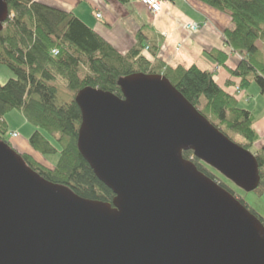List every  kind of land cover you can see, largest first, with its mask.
I'll use <instances>...</instances> for the list:
<instances>
[{
	"label": "water",
	"instance_id": "1",
	"mask_svg": "<svg viewBox=\"0 0 264 264\" xmlns=\"http://www.w3.org/2000/svg\"><path fill=\"white\" fill-rule=\"evenodd\" d=\"M0 0V32L8 18ZM116 93L85 87L77 148L112 192L82 198L0 139V264H264V223L193 158L245 191L255 155L232 141L158 73Z\"/></svg>",
	"mask_w": 264,
	"mask_h": 264
},
{
	"label": "trees",
	"instance_id": "2",
	"mask_svg": "<svg viewBox=\"0 0 264 264\" xmlns=\"http://www.w3.org/2000/svg\"><path fill=\"white\" fill-rule=\"evenodd\" d=\"M201 1L231 18L232 25L224 31V38L241 58L235 68H228V73L240 79V88L255 81L264 91V56L256 46V41L264 38V0ZM7 4L10 16L0 32V63L10 69L13 77L0 83V139L18 152L7 137L3 116L13 109L20 111L35 128L28 138L32 150L40 155L58 154L50 168L31 154L18 152L41 176L82 198L111 201L113 192L98 179L77 148L81 112L75 96L85 87L121 96L119 78L143 72L163 74L214 126L255 155L259 174L264 177V146L254 147L257 133L252 127L251 111L239 107L211 72L195 65H165L156 58L155 50L151 61L143 54L147 44L143 33L139 32L136 44L122 54L71 11L37 0H7ZM53 49H57L56 54ZM225 55L214 57L223 63ZM61 84L68 93L66 98L60 95ZM183 156L192 157L201 172L216 178L213 169L191 151H183ZM221 185L231 191L224 182ZM256 190L262 191L260 184ZM245 206L264 223L255 210Z\"/></svg>",
	"mask_w": 264,
	"mask_h": 264
},
{
	"label": "crops",
	"instance_id": "3",
	"mask_svg": "<svg viewBox=\"0 0 264 264\" xmlns=\"http://www.w3.org/2000/svg\"><path fill=\"white\" fill-rule=\"evenodd\" d=\"M37 1L73 12L122 54L136 44V36L140 32L147 40L143 54L151 61L155 58L151 52L155 50L156 58L165 65H195L211 72L215 82L235 97L239 107L251 111L252 127L257 133L254 147L264 146V91L255 81L242 89L240 79L228 73V68H235L241 58L225 42L224 31L232 25L228 13L201 0H164L157 14H151L138 0L126 3L118 0ZM96 13L101 16L96 17ZM191 22L198 24L197 30L187 28ZM256 46L264 54V38L256 41ZM219 53L226 54L223 63L214 57ZM10 143L20 152L37 154L26 139L14 138ZM256 211L264 216L262 211Z\"/></svg>",
	"mask_w": 264,
	"mask_h": 264
},
{
	"label": "rangeland",
	"instance_id": "4",
	"mask_svg": "<svg viewBox=\"0 0 264 264\" xmlns=\"http://www.w3.org/2000/svg\"><path fill=\"white\" fill-rule=\"evenodd\" d=\"M11 77H13V73L10 71V69L6 65L0 63V83H2V84L5 83ZM60 86H61L60 95H62L64 98H66L68 96L67 91L64 89V86L62 84ZM3 119L6 122V126L8 129L7 137L9 138V141H10V139H14L12 136H10L11 131L17 132L18 137H16V138L21 137L23 139L28 140L29 136L35 130L34 126L32 124H30L28 121H26L23 114L16 109H13V110L6 112L3 116ZM251 150H254V148H252ZM18 152H20V151H18ZM20 153H25V152L22 151ZM30 153L35 156L36 160L38 159V161L40 163H42L43 165L50 167V168L53 166V164L55 163L57 156H58V154H54V155H40L38 153L34 154L31 151H30ZM189 158H191V157H189ZM213 172L216 175L215 179L218 180L220 184H221V182H224L230 188L232 193L238 199H241L245 203V205H247L250 209H253L255 211L259 210V211H262L264 213V177H262L260 180V187L262 190L260 193L258 190H256V191L255 190L245 191L242 188L235 185L233 182L227 180L225 177H223L219 172L215 171L214 169H213ZM256 212L258 213V211H256ZM261 217L264 219V216H261Z\"/></svg>",
	"mask_w": 264,
	"mask_h": 264
},
{
	"label": "built area",
	"instance_id": "5",
	"mask_svg": "<svg viewBox=\"0 0 264 264\" xmlns=\"http://www.w3.org/2000/svg\"><path fill=\"white\" fill-rule=\"evenodd\" d=\"M138 1L143 6H145L151 14H157L161 10L162 3L164 2V0H138ZM100 16H101L100 13H96V17H100ZM187 28L191 31H195L198 29V24L191 22L187 24ZM52 53L56 54L57 49H53ZM10 136H12L13 138H16L18 137V134L17 132L12 131L10 132Z\"/></svg>",
	"mask_w": 264,
	"mask_h": 264
}]
</instances>
